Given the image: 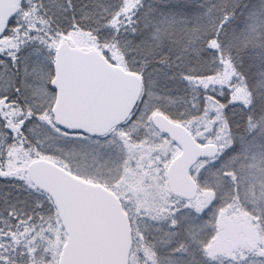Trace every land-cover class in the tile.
Segmentation results:
<instances>
[{
    "label": "snow or ice",
    "instance_id": "1",
    "mask_svg": "<svg viewBox=\"0 0 264 264\" xmlns=\"http://www.w3.org/2000/svg\"><path fill=\"white\" fill-rule=\"evenodd\" d=\"M0 264H264V0H0Z\"/></svg>",
    "mask_w": 264,
    "mask_h": 264
}]
</instances>
